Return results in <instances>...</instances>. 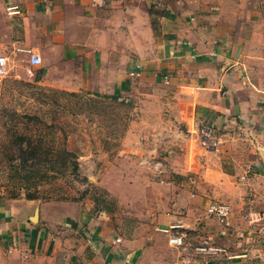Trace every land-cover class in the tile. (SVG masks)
Returning a JSON list of instances; mask_svg holds the SVG:
<instances>
[{"label":"crops","instance_id":"obj_1","mask_svg":"<svg viewBox=\"0 0 264 264\" xmlns=\"http://www.w3.org/2000/svg\"><path fill=\"white\" fill-rule=\"evenodd\" d=\"M0 57V78L117 99L140 82L172 105L166 126L188 150L164 166L180 215L157 230L189 233L176 249L166 232L120 235L109 212L43 214L36 201L5 200L0 264H197L205 258L189 245L202 242L228 250L210 264H264V231L250 219L264 212V0H0ZM16 60L29 73L14 71ZM216 204L229 208L228 226L210 213Z\"/></svg>","mask_w":264,"mask_h":264},{"label":"rangeland","instance_id":"obj_2","mask_svg":"<svg viewBox=\"0 0 264 264\" xmlns=\"http://www.w3.org/2000/svg\"><path fill=\"white\" fill-rule=\"evenodd\" d=\"M13 66L31 70L25 60ZM30 79L0 78V201L33 200L43 214L109 212L122 236L159 234L160 218L180 215L172 207L177 179L164 166L169 167L174 149L183 155L188 146L180 145L181 132L172 134L176 127L169 132L166 126L172 105L159 95L149 97L140 82L131 96L113 101L38 86ZM12 114L19 116L11 120ZM162 132L173 141L161 143ZM15 134L31 137L39 152L53 149L52 163L23 168L25 157L8 151ZM62 148L73 154L76 171L71 163L62 167Z\"/></svg>","mask_w":264,"mask_h":264},{"label":"built area","instance_id":"obj_3","mask_svg":"<svg viewBox=\"0 0 264 264\" xmlns=\"http://www.w3.org/2000/svg\"><path fill=\"white\" fill-rule=\"evenodd\" d=\"M7 13L9 15H19L21 13L20 8H18L17 6H9L7 8ZM30 54V58H29V65L30 66H37L41 64V58L35 54L29 53ZM6 59L3 57H0V75H5L6 74ZM201 133V142L207 146L210 147L211 146V138H212V134L211 131L203 128L200 131ZM210 213L215 216L218 220L219 223L224 225V226H228V217L230 215V211L229 208L224 206V205H220V204H216V205H212L209 209ZM250 219L252 220L253 224H257L259 225V230L258 233L260 231V233H262V231H264V212L260 213V214H250ZM176 226L174 227H170L169 230H160L162 232H166L168 233L169 237H168V243L171 247L176 248V249H181V248H186L187 244L185 242L186 236L179 234V233H175L172 232L173 230H175ZM189 247L192 248L191 245H189ZM196 255L198 256H202L203 258H205V260L197 262V264H210V259H216L219 257H225L227 255V248L222 247V246H216L213 244H209L207 242H202L201 244H199L198 246H196L195 248H192ZM184 264H192L190 261H185Z\"/></svg>","mask_w":264,"mask_h":264},{"label":"trees","instance_id":"obj_4","mask_svg":"<svg viewBox=\"0 0 264 264\" xmlns=\"http://www.w3.org/2000/svg\"><path fill=\"white\" fill-rule=\"evenodd\" d=\"M110 100L116 101L118 100L115 97L110 98ZM17 114H12L11 116H9V119H14L16 118ZM13 137V141H15L13 143V145L8 147V151L9 153L11 152V154L16 157H19L18 155H21V157H25L24 160L20 161L22 162V167H28L31 168L32 170L39 168L40 165H42L43 163H45L46 165L52 163L53 160L50 159V155H52L53 153V149L49 150V149H45L43 150V152H39V147L40 145L37 144L35 145L34 140H32L31 137L26 136V135H21V134H15ZM26 144V145H24ZM60 154L62 155V167H67L68 164H72V170L76 171L77 170V164H75L76 162L72 159L73 154L71 152H69L68 150H66V148H62L60 150ZM38 156H41V160H38ZM10 158V160H15ZM15 158V157H14ZM23 159V158H21ZM20 160V158H19ZM13 167H16V164H12Z\"/></svg>","mask_w":264,"mask_h":264},{"label":"water","instance_id":"obj_5","mask_svg":"<svg viewBox=\"0 0 264 264\" xmlns=\"http://www.w3.org/2000/svg\"><path fill=\"white\" fill-rule=\"evenodd\" d=\"M37 214H38V211L35 212V215H36V216H37Z\"/></svg>","mask_w":264,"mask_h":264}]
</instances>
